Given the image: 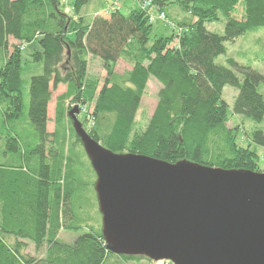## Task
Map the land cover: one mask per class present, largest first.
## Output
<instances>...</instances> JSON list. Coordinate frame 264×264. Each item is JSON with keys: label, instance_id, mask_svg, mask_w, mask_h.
Here are the masks:
<instances>
[{"label": "trees", "instance_id": "obj_1", "mask_svg": "<svg viewBox=\"0 0 264 264\" xmlns=\"http://www.w3.org/2000/svg\"><path fill=\"white\" fill-rule=\"evenodd\" d=\"M71 1L75 19L63 12L62 0H0V53L7 54L10 39L36 45L25 60L13 48L0 69V264L151 263L107 250L96 176L64 104L91 106L92 126L82 128L112 153L262 173L256 148L264 150V74L226 55L227 46L264 29V0H151L147 9L126 15L116 9L90 21L82 10L91 0ZM152 8L165 16L179 9L185 29L151 41ZM220 23L221 34L209 29ZM89 56L108 72L101 85L84 83ZM222 57L226 66L217 64ZM119 60L131 63L125 78L112 74ZM35 66L40 73L32 74ZM150 78L161 88L141 126L136 116ZM60 85L66 90L49 132L47 109ZM225 87L237 90L230 114ZM232 116L256 126L245 145L227 127ZM62 232L78 235L67 243ZM28 245L39 255L27 253Z\"/></svg>", "mask_w": 264, "mask_h": 264}, {"label": "water", "instance_id": "obj_2", "mask_svg": "<svg viewBox=\"0 0 264 264\" xmlns=\"http://www.w3.org/2000/svg\"><path fill=\"white\" fill-rule=\"evenodd\" d=\"M69 113L95 173L109 252L170 264H264V174L115 154Z\"/></svg>", "mask_w": 264, "mask_h": 264}, {"label": "rangeland", "instance_id": "obj_3", "mask_svg": "<svg viewBox=\"0 0 264 264\" xmlns=\"http://www.w3.org/2000/svg\"><path fill=\"white\" fill-rule=\"evenodd\" d=\"M71 0H62V6H63V12L68 15L72 16L73 19L75 17L73 16V12L71 10ZM151 0H91L88 6H86L82 10V16L85 17L86 20L90 21L92 16L94 14L96 15H103L107 16L112 11L118 9L121 11L122 14L126 15L131 9L135 7L144 8L147 9L151 7L150 5ZM101 5L103 8H101ZM101 8V9H100ZM100 10L97 12V10ZM153 9V8H152ZM151 9V10H152ZM151 12V15L149 17V23L153 26V32L151 36V41H153L155 38H158L160 36H169L171 33L173 34H180L182 33L183 29L185 27L182 25L183 22L187 19V16L184 15L179 9H172L169 8L165 11V18H162L160 15L162 12H157L155 9ZM96 11V13H95ZM237 17H241V8L237 9ZM153 18L152 22L150 18ZM180 23V25H178ZM183 27H182V26ZM222 23L220 24H214L210 25L209 29L213 32H216L218 34L222 33ZM182 29V30H181ZM181 30V32H180ZM17 47L19 49V52L22 55V58L25 60L28 58L29 54L36 48V45L34 43L32 44H19L14 42L13 40H9V47L7 54L0 53V69L3 68L7 61V55L9 56L13 52V48ZM255 54L261 59H264V29H260L251 33H248L243 38L237 40L233 45L227 46V55L226 58H232L239 66H245L247 65L248 61H251V67L264 74V63L258 62V60L255 58ZM225 57L219 58L217 61V64L219 65H225ZM33 73H40L41 67L35 66L32 67ZM131 63H128L124 60H119L112 69V74L116 78H125L126 74L131 71ZM30 74V72H29ZM28 77H30L28 75ZM108 77V72L102 63L101 60L97 58H92L89 56L87 58V71L86 76L84 79V83L86 84H97L101 85L103 81ZM99 87V86H98ZM159 83L153 79L150 78L147 82L143 97L140 102V107L136 116V122L137 124L144 126L146 121L151 117V115L154 112V109L157 104V95L160 90ZM261 90L264 92V87H260ZM66 90L65 85H60L57 87L56 90L52 92L51 101L48 105L47 109V116H48V130L49 132H52L54 130V116H55V106H56V100L59 96H61ZM235 95H237V90L225 87L222 93V98L224 102L228 105V113H231V106L233 103V99L235 98ZM1 103V100H0ZM23 111H22V121H26L27 118V109H28V98L27 95L24 97L23 101ZM64 109H70L69 113L76 109V113L74 114L75 118L80 122V124L84 125V129L87 132L90 130L93 120L90 116L91 114V106H85L80 107L78 105H75L71 103V100H68L64 104ZM69 113L68 117H69ZM70 118V117H69ZM82 122V123H81ZM81 125V126H83ZM24 126V125H23ZM227 127L231 129L238 130V141L240 143L247 144V134H249L251 131L255 129V125H253L250 121L242 118V117H230V120L227 123ZM260 127H264V123ZM83 129V130H84ZM258 155L260 156V171L264 174V150L261 148H256ZM78 234H67V233H61L60 238L70 243L73 241V239ZM27 253H29L32 256H38L39 254L35 252L32 245H28L27 247ZM136 264H170L169 262H147L146 260H141L137 262Z\"/></svg>", "mask_w": 264, "mask_h": 264}, {"label": "built area", "instance_id": "obj_4", "mask_svg": "<svg viewBox=\"0 0 264 264\" xmlns=\"http://www.w3.org/2000/svg\"><path fill=\"white\" fill-rule=\"evenodd\" d=\"M160 16H161L162 18H165L164 14H161ZM150 20H151V22H152L153 18L151 17ZM180 32H181V31H180Z\"/></svg>", "mask_w": 264, "mask_h": 264}]
</instances>
